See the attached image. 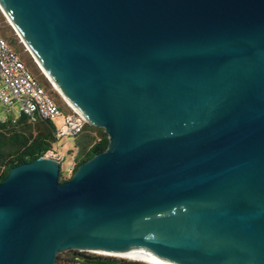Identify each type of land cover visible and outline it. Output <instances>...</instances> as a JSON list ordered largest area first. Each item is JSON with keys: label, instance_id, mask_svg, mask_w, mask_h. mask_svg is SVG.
Wrapping results in <instances>:
<instances>
[{"label": "water", "instance_id": "obj_1", "mask_svg": "<svg viewBox=\"0 0 264 264\" xmlns=\"http://www.w3.org/2000/svg\"><path fill=\"white\" fill-rule=\"evenodd\" d=\"M0 10L58 94L109 138L65 182L49 158L11 169L0 264L93 250L264 264V0H0Z\"/></svg>", "mask_w": 264, "mask_h": 264}, {"label": "built area", "instance_id": "obj_2", "mask_svg": "<svg viewBox=\"0 0 264 264\" xmlns=\"http://www.w3.org/2000/svg\"><path fill=\"white\" fill-rule=\"evenodd\" d=\"M66 104L67 111L61 108L0 33V122L11 117L16 121L25 116L35 124L52 122L61 117L62 126L56 130V136L74 138L83 131L86 121L73 107L67 102ZM42 158L53 159L60 164L63 160L58 148L49 151Z\"/></svg>", "mask_w": 264, "mask_h": 264}, {"label": "trees", "instance_id": "obj_3", "mask_svg": "<svg viewBox=\"0 0 264 264\" xmlns=\"http://www.w3.org/2000/svg\"><path fill=\"white\" fill-rule=\"evenodd\" d=\"M0 19H4L0 11ZM4 37V36H3ZM5 38V37H4ZM59 137L50 121L31 123L21 116L14 121L8 118L0 122V183L8 176L11 169L23 163H29L44 157L54 149ZM78 157L73 172L96 154L105 151L109 144L108 135L101 128L85 124L83 131L74 137ZM71 179V178H70ZM61 171L60 181H68ZM57 258V264H88L87 257ZM119 264H149L141 261L120 260Z\"/></svg>", "mask_w": 264, "mask_h": 264}, {"label": "rangeland", "instance_id": "obj_4", "mask_svg": "<svg viewBox=\"0 0 264 264\" xmlns=\"http://www.w3.org/2000/svg\"><path fill=\"white\" fill-rule=\"evenodd\" d=\"M1 11V10H0ZM4 19H0V33L4 36L12 48L18 53L21 59L25 62L26 66L31 70L34 76L39 80V82L47 89V91L51 94V96L55 99V101L63 108V110L67 111V104L62 98L60 94L53 88L52 84L49 82L47 77L39 68L38 64L35 62L31 54L29 53L26 46L23 44L22 40L18 36L16 30L13 28L11 23L5 17L3 12L1 11ZM2 107H0V111ZM63 119L61 117L56 118L52 121V125L55 127V130H59L62 126ZM58 148L60 154L63 157L61 168L65 173L66 178H71L74 174L73 167L76 164V158L78 157V149L75 145L74 138L71 137H62L58 139V142L54 146V149ZM79 254L80 257H102L107 258L106 256L93 254L90 252H75L70 251L66 253L60 254L59 258H68L70 256L76 257ZM115 259V258H114ZM118 259V258H116ZM122 260V259H118ZM125 260V259H123ZM132 261V260H131Z\"/></svg>", "mask_w": 264, "mask_h": 264}, {"label": "bare ground", "instance_id": "obj_5", "mask_svg": "<svg viewBox=\"0 0 264 264\" xmlns=\"http://www.w3.org/2000/svg\"><path fill=\"white\" fill-rule=\"evenodd\" d=\"M44 75L47 77V75L45 73H44ZM90 253L102 255V256H106V257L118 258V259H122V260L125 259V260H132V261H142V262L150 263V264H174L168 260L161 259V258H155V257H140V256H133V255H120V254L109 253V252H104V251H100V250H98V251L93 250V251H90Z\"/></svg>", "mask_w": 264, "mask_h": 264}, {"label": "flooded vegetation", "instance_id": "obj_6", "mask_svg": "<svg viewBox=\"0 0 264 264\" xmlns=\"http://www.w3.org/2000/svg\"><path fill=\"white\" fill-rule=\"evenodd\" d=\"M99 259H104L102 257H87V259H85V261L89 260V261H94V260H99ZM88 264H93V263H88Z\"/></svg>", "mask_w": 264, "mask_h": 264}]
</instances>
